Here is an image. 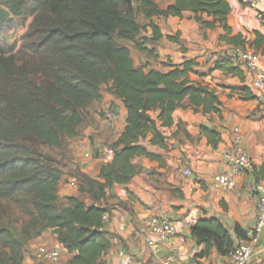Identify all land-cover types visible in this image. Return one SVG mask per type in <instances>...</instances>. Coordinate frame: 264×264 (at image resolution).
I'll list each match as a JSON object with an SVG mask.
<instances>
[{
  "label": "trees",
  "instance_id": "16d2710c",
  "mask_svg": "<svg viewBox=\"0 0 264 264\" xmlns=\"http://www.w3.org/2000/svg\"><path fill=\"white\" fill-rule=\"evenodd\" d=\"M227 1L173 0L160 9L152 0H7L12 15L31 18V23L19 50L6 53L0 47V200L21 205L20 213L27 219L24 232H34L31 237L52 230L71 256L66 264H102L111 248L103 220L108 211L94 202L104 198L106 190L127 185L137 175L134 159H156L144 142L167 148L160 129L172 126L171 115L182 107V101L188 98L194 112L220 117L221 103L215 93L190 80L194 61L169 65L166 73L145 72L135 68L123 42L147 52L138 44L141 31L151 30L152 43L162 38L153 18L181 19L189 12L201 29H221L219 42L247 48L240 36H231ZM139 18L147 23L141 25ZM167 40L173 42L176 37ZM261 44L264 35L256 33L250 46L258 50ZM212 69L241 77L240 69L225 59L213 62ZM102 86L122 101L125 128L108 147L111 160L99 169L98 179L103 183L80 180L79 194L86 192L93 203L87 206L70 198L69 207L57 209L61 173L38 149L15 143L21 140L56 149L64 140L75 138L85 111L100 100ZM201 134L216 148L220 141L216 131L201 127ZM233 234L237 239L247 238L238 226ZM190 235L204 247L198 257L211 250L226 257L232 251L234 240L216 218L196 221ZM9 238L12 253L0 251V264H22L20 241Z\"/></svg>",
  "mask_w": 264,
  "mask_h": 264
},
{
  "label": "crops",
  "instance_id": "0c3cea01",
  "mask_svg": "<svg viewBox=\"0 0 264 264\" xmlns=\"http://www.w3.org/2000/svg\"><path fill=\"white\" fill-rule=\"evenodd\" d=\"M152 1L160 9L173 3V0ZM227 3L230 9L227 25L231 36H240L245 47L256 51L264 68V44L258 50L250 46L256 33L264 35L261 28L264 22H259L256 17L258 13L264 14V0H259L253 9L241 0H228ZM192 17L193 14L185 12L181 19L153 18L152 22L162 38L152 43L149 41L151 30L141 31L138 44H143L147 52L136 50L129 42L123 44L129 50L135 68H142L145 72L166 73L170 70L169 65L194 61V74L190 75V80L215 93L221 103L220 117L194 112L186 98L182 107L172 113V126L160 129L167 148L144 142L148 153L156 159H134L133 163L139 170L137 175L127 185L106 190L104 198L94 202L95 206L108 211L104 224L111 248L103 255L102 264H119V253L123 254V264H227L228 256L217 255L214 250L207 256L198 257L204 247L195 243L190 235V226L198 220L216 218L235 242V226L248 237L254 225L256 199L248 196L247 187L252 182L264 183V119L258 115L260 94L251 88L244 69H240L241 77L212 69L213 62L206 55L230 46L218 41L223 35L221 29H201ZM202 17L205 18L204 15ZM138 22L141 25L147 23L142 18ZM167 37H176V41L171 42ZM103 89L100 100L93 103L95 108L88 118L85 117L78 135L66 139L67 143L60 146L61 152L67 151V155L61 159L63 174L57 186V209L69 207L70 198L87 206L93 203L86 192L79 194L80 179L87 177L103 183L98 179L99 169L109 162L108 147L125 128L127 113L122 101L107 93L105 87ZM247 95L250 100L243 99ZM110 107L118 111L112 131L105 128L102 117V112ZM205 124L210 125L207 129L219 134L216 148L207 144V139L201 134V127L206 128ZM234 128L240 130L241 147L251 164L238 175H233L222 159V154L231 148ZM67 168L71 170L72 178L66 181L64 173ZM185 169L191 172L189 177L182 176ZM218 173L233 180V190L212 186V178ZM152 218L168 220L177 228L174 237L159 242L155 249L147 246V241L153 238L147 227ZM29 246L58 250L62 264L71 258L46 233L31 241ZM22 264H28L26 254ZM247 264H264V229Z\"/></svg>",
  "mask_w": 264,
  "mask_h": 264
},
{
  "label": "built area",
  "instance_id": "2783aa9c",
  "mask_svg": "<svg viewBox=\"0 0 264 264\" xmlns=\"http://www.w3.org/2000/svg\"><path fill=\"white\" fill-rule=\"evenodd\" d=\"M241 2L249 7L255 8L259 0H241ZM259 22H264V14L258 13ZM264 32V26L261 27ZM206 58L211 62L220 59L227 60L233 67L244 69L248 73L250 86L253 90L260 94L258 115L264 119V68L261 65L258 53L248 48L230 46L225 50L208 53ZM118 118V111L114 107L108 108L104 112L103 121L107 130H113L115 121ZM231 148L222 154V159L227 163L233 175L243 173L250 167V160L241 147V135L238 128H234L232 132ZM108 160H111V154L108 151ZM191 172L187 169L183 170L182 176L189 177ZM214 188H223L227 190L234 189V182L223 173H218L212 178L211 182ZM75 187V185H73ZM249 197L256 199L255 221L251 229L250 235L246 239H237L232 247V251L228 256L227 264H247L253 254V251L259 244L260 236L264 229V183L252 182L247 187ZM106 220V217L103 218ZM148 232L153 236L147 241L149 248L155 249L159 242L165 241L175 236L177 232L176 225L165 219L152 218L147 223ZM119 264H123V254L119 253ZM35 259L38 262H50L57 264L60 261V253L58 250L49 248H40Z\"/></svg>",
  "mask_w": 264,
  "mask_h": 264
},
{
  "label": "rangeland",
  "instance_id": "374dc122",
  "mask_svg": "<svg viewBox=\"0 0 264 264\" xmlns=\"http://www.w3.org/2000/svg\"><path fill=\"white\" fill-rule=\"evenodd\" d=\"M136 9L137 7L134 6ZM139 16V13L137 14ZM136 16V17H137ZM4 17V18H1ZM0 47L6 52L10 53L11 51H17L21 48L22 44L24 43V37L29 29V25L31 23V18H25V16L16 17L10 13V5L8 4L7 0H0ZM7 19V20H6ZM104 87V86H102ZM104 90L101 88V91ZM95 106L92 104L90 105L84 113V117L88 118L90 116V112L94 110ZM104 113L102 112V117ZM14 142V141H13ZM66 140L63 141V144H66ZM15 144H22L28 146L30 149H38L43 157L47 158L52 164L53 167L58 172L62 173L63 163L62 157L63 155H67V151L61 152L62 147L56 149H48L46 147H38V144L33 142H25L18 140ZM71 170L67 168L64 175L67 178H72ZM87 178V177H85ZM91 181H95L93 179L87 178ZM81 180V179H80ZM85 189H87L88 185L84 183ZM79 192V191H78ZM57 201L55 206H57ZM59 209V208H58ZM21 205L13 201H4L0 200V231H3L0 234V251H3L7 255H11L12 251L9 249V236L12 237L14 240H19L20 243V250L23 255L26 254V259L28 264H53L50 262H38L35 259V255L39 248H31L29 246L30 242L34 239L36 240L39 238L43 233L49 235L50 239L56 243V237L53 234V231L50 229H45L40 235L31 237L34 235V232L27 231L24 232V225L26 224V217L22 216L21 213ZM24 224V225H23ZM27 237V239H26ZM58 243V242H57ZM50 248V247H46ZM63 259L59 261L57 264H62Z\"/></svg>",
  "mask_w": 264,
  "mask_h": 264
},
{
  "label": "water",
  "instance_id": "95a60500",
  "mask_svg": "<svg viewBox=\"0 0 264 264\" xmlns=\"http://www.w3.org/2000/svg\"><path fill=\"white\" fill-rule=\"evenodd\" d=\"M204 126H205L206 128H209L210 125H209V124H205Z\"/></svg>",
  "mask_w": 264,
  "mask_h": 264
}]
</instances>
